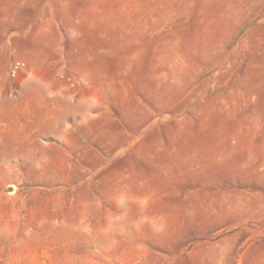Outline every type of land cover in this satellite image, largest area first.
Returning <instances> with one entry per match:
<instances>
[{
  "label": "rangeland",
  "instance_id": "obj_1",
  "mask_svg": "<svg viewBox=\"0 0 264 264\" xmlns=\"http://www.w3.org/2000/svg\"><path fill=\"white\" fill-rule=\"evenodd\" d=\"M0 264H264V0H0Z\"/></svg>",
  "mask_w": 264,
  "mask_h": 264
},
{
  "label": "built area",
  "instance_id": "obj_2",
  "mask_svg": "<svg viewBox=\"0 0 264 264\" xmlns=\"http://www.w3.org/2000/svg\"><path fill=\"white\" fill-rule=\"evenodd\" d=\"M19 66V63H17L16 65H15V68H17ZM15 73V69L13 70V74Z\"/></svg>",
  "mask_w": 264,
  "mask_h": 264
}]
</instances>
